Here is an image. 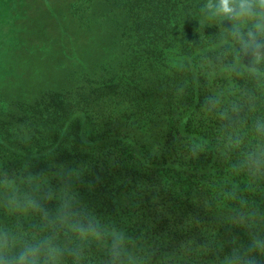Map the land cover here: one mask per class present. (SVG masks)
<instances>
[{
	"label": "trees",
	"instance_id": "1",
	"mask_svg": "<svg viewBox=\"0 0 264 264\" xmlns=\"http://www.w3.org/2000/svg\"><path fill=\"white\" fill-rule=\"evenodd\" d=\"M38 1L49 26L68 34L77 15L107 42L74 57L28 41L35 2L0 0V36H18L0 42V229L52 237L60 264L247 255L264 235V77L232 29L253 21L213 18L207 0Z\"/></svg>",
	"mask_w": 264,
	"mask_h": 264
},
{
	"label": "clouds",
	"instance_id": "2",
	"mask_svg": "<svg viewBox=\"0 0 264 264\" xmlns=\"http://www.w3.org/2000/svg\"><path fill=\"white\" fill-rule=\"evenodd\" d=\"M204 9L213 18L253 21L252 27L246 31L241 30L238 25L232 31L242 54L250 57L248 71L255 77H264V71L259 67L264 64V0H207ZM12 200L20 206L15 195ZM28 204L33 209L38 210L40 207L34 200L28 201ZM74 230L86 233L94 231L95 226L77 225ZM253 253L264 257V235L251 233L247 255L227 257L225 264H262ZM63 255V250L54 243L52 237L34 243L20 242L14 233L0 229V264H60Z\"/></svg>",
	"mask_w": 264,
	"mask_h": 264
},
{
	"label": "rangeland",
	"instance_id": "3",
	"mask_svg": "<svg viewBox=\"0 0 264 264\" xmlns=\"http://www.w3.org/2000/svg\"><path fill=\"white\" fill-rule=\"evenodd\" d=\"M30 1L32 3L33 1L36 3V4L33 3L34 4L33 9L35 11V14L32 17V22L33 24H35V26L38 27L37 28L38 35L32 38V35L29 36V34L26 32V34L29 36L28 41L31 39L30 40L31 42H46L47 43L46 46H48L47 48L54 46V50H56V48L59 46V43L68 42V45H64L65 47L63 48L67 47L68 50H70V52L72 53V56L74 57H76L75 52L78 49H81L80 47L83 46V42H94L95 40L102 42V43L107 42L106 38H103L102 32L96 31L92 27L87 28L81 25L80 31L77 32L76 26H77V23L79 22L77 15L74 16L76 22H71L70 24H68V28L72 30L68 34L65 33L61 28L49 26L52 24L53 21H51L50 19L46 17H43V13L41 12V6H40L39 1L38 0H30ZM80 18L82 22V17L80 16ZM44 22H47L49 25ZM92 22H93V19H92ZM83 25H86V24H83ZM10 28H11L10 31H3V34L0 36V42H3V41L17 42L18 40V36H16L17 34L15 35V37L14 35H12L15 29L13 27H10ZM73 32H77V33H73ZM94 35H96L97 37L94 38ZM13 37H14V41H12ZM49 56H52L53 58H55V60L61 58V54H58L55 51L53 52V54H50ZM81 57L84 58L85 54L83 53ZM4 62H6L5 65L7 66H11L12 64V60H10V58L4 60ZM20 63L21 65L25 66V69L28 68V62L25 59L21 60ZM10 69L12 68H9V70ZM0 87L1 89L6 88V87L12 88L11 86H8L7 84L2 83V81H0Z\"/></svg>",
	"mask_w": 264,
	"mask_h": 264
}]
</instances>
